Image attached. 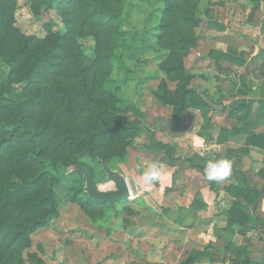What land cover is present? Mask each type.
<instances>
[{"label": "trees", "instance_id": "trees-1", "mask_svg": "<svg viewBox=\"0 0 264 264\" xmlns=\"http://www.w3.org/2000/svg\"><path fill=\"white\" fill-rule=\"evenodd\" d=\"M42 1L48 9L59 12L65 27L64 34L52 33L44 41L25 36L16 26L17 0H0V264H25L24 253L32 247L31 236L60 214L55 194L60 178L55 174L57 165L47 147L49 139L58 151L74 155L72 162H65L73 169L83 166L76 161L78 158L97 160L112 169V161H124L130 142L139 138L145 139L147 152L165 153L170 164L176 155L173 146L147 132L146 114L135 105L124 104L119 89L110 88L115 69L125 68V56L134 60L139 50L150 49L146 43L136 46V35L126 30V0ZM162 1L156 46L164 51L160 67L165 78L152 96L172 108V121L177 126L183 114L193 108L202 113L203 128H207L211 108L200 93L190 88L194 76L186 68V59L199 43L197 30L203 19L198 8L202 0ZM87 37H93L96 43L92 60L95 90L90 87L81 52L80 41ZM208 57L216 62L235 61L231 53L218 51H210ZM45 82L64 100L72 129L51 132L31 122L33 110L45 107L48 101L42 88ZM249 108H232L230 116ZM224 133L229 131L222 129L221 134ZM251 145L264 149V135L251 134L247 146ZM238 178L237 175V184L229 187L228 192L243 202H235L228 210V226L255 225L247 206L258 204L264 189L253 190ZM210 186L215 190L214 182ZM71 201L92 220L111 209L107 204L95 203L83 188L76 189ZM227 249L236 252L229 264H251L248 257L241 259L245 248L230 244ZM210 257L209 252L195 249L180 264H196ZM28 258L42 263L34 254Z\"/></svg>", "mask_w": 264, "mask_h": 264}, {"label": "crops", "instance_id": "crops-1", "mask_svg": "<svg viewBox=\"0 0 264 264\" xmlns=\"http://www.w3.org/2000/svg\"><path fill=\"white\" fill-rule=\"evenodd\" d=\"M208 4L215 12L205 20L202 18L198 30L204 29L205 39L197 30L199 43L186 59V68L194 76L190 88L222 110L209 106V125L203 128L202 113L189 108L177 126L172 121V108L154 99L168 109L171 133L159 137L154 126L147 132L176 150L173 164L163 152H147L165 166L166 177L159 182L161 187L156 192L165 210L157 213L151 207L150 211L158 215L149 221L144 218L148 224L123 227L119 234L120 264H180L195 249L211 254L196 264H229L230 258L236 257V252L227 249L230 244L246 249L242 260L246 256L251 264H264V197L258 204L247 206L255 225L229 227L226 215L235 202H243L228 192L229 187L237 184V175L249 188L264 189V149L247 146L251 134L264 135V0H209ZM202 41L204 48L200 50ZM210 51L231 53L235 61L216 62L208 57ZM193 55L201 58L196 69L203 63L212 64L216 73L191 70L187 61ZM243 105L250 108L230 116L232 108ZM222 129L229 134H221ZM235 129L242 131L232 132ZM170 135L174 138L167 139ZM196 157L204 162H198ZM221 158L231 160L233 168L229 178L214 182L213 190V182L206 179L203 169L209 159ZM137 191L135 194L131 190L132 202L142 193L136 186Z\"/></svg>", "mask_w": 264, "mask_h": 264}, {"label": "rangeland", "instance_id": "rangeland-1", "mask_svg": "<svg viewBox=\"0 0 264 264\" xmlns=\"http://www.w3.org/2000/svg\"><path fill=\"white\" fill-rule=\"evenodd\" d=\"M213 1L216 2V0H211ZM208 2L209 0H203L198 8L200 17L204 20L215 12V9H209ZM211 5L216 7L215 3ZM124 6L125 27L126 30L136 35L135 45L146 43L150 49L139 50L134 60L125 56V68L115 69L111 75L114 84L112 83L110 88L119 89L118 93L124 104H132L141 109L147 115V129L151 130L154 126L159 137H162L168 132L171 133L172 125L168 120L170 113L167 108L160 106L154 100L152 92L165 78L160 67L164 51L156 46V36L159 33L158 26L162 18L161 10L164 3L162 0H126ZM15 21L16 26L25 36H33L41 41L47 39L52 33L60 35L65 33L59 12L56 9H48L42 0H17ZM198 33L202 39H205L206 33L203 28L198 30ZM80 44L90 87L95 90L97 83L94 80L95 65L92 63L95 54V39L87 37L82 39ZM199 48L203 50V41ZM145 62L147 63L144 64ZM199 62L201 58L193 55L187 61V66L194 72L202 71L208 75L216 73L212 64L203 63L200 68L196 69ZM124 80H126L125 84H123ZM196 85L200 87V83ZM42 88L47 93L45 100L48 101L45 107L33 110L31 122L51 132H55L56 129L63 131L72 129L71 118L64 110V100L52 92L49 82H45ZM210 93L213 94L214 90ZM171 138L174 137L167 136V139ZM144 144V138L132 140L125 160L121 161L116 158L111 164L112 170L119 172L129 181L131 190L133 189L135 194L138 193L135 181L142 171L136 168L137 163L154 162V156L145 151ZM47 147L51 149L52 156L50 157L57 165L55 174L60 178V184L55 189L60 214L58 217L51 218L31 236L32 247L24 253L25 264H38L29 260L28 255L32 254L41 259L40 264H120L119 234L123 227L127 224H148L147 221L158 215L150 211L151 207L155 208L157 213L165 210L156 196V192L161 187L159 182L142 193L140 190V197L136 202L131 200L119 202L115 210L108 209L104 216L97 215L92 220L71 201L76 189L85 188L83 175L65 165V162L70 163L74 160V155L66 156L61 149L58 151L50 139ZM76 161L92 170L101 190L114 189V184L107 180V175L97 160L78 158ZM144 218L147 221H144Z\"/></svg>", "mask_w": 264, "mask_h": 264}, {"label": "water", "instance_id": "water-1", "mask_svg": "<svg viewBox=\"0 0 264 264\" xmlns=\"http://www.w3.org/2000/svg\"><path fill=\"white\" fill-rule=\"evenodd\" d=\"M203 101L214 110H222V107L214 105L208 98L202 96ZM102 169L107 175V180L114 184L113 190H101L90 170L84 166H75L74 170L83 175L85 181L84 192L98 204H107L115 210L117 203L130 200L131 187L129 181L119 172L112 170L106 163H101Z\"/></svg>", "mask_w": 264, "mask_h": 264}, {"label": "clouds", "instance_id": "clouds-1", "mask_svg": "<svg viewBox=\"0 0 264 264\" xmlns=\"http://www.w3.org/2000/svg\"><path fill=\"white\" fill-rule=\"evenodd\" d=\"M136 168L142 169L136 181L137 188L142 191L148 190L166 177L165 166L160 162L141 161L137 163ZM232 168L233 163L229 159H209L206 161L203 171L208 181L220 183L230 177Z\"/></svg>", "mask_w": 264, "mask_h": 264}, {"label": "built area", "instance_id": "built-area-1", "mask_svg": "<svg viewBox=\"0 0 264 264\" xmlns=\"http://www.w3.org/2000/svg\"><path fill=\"white\" fill-rule=\"evenodd\" d=\"M130 200L132 199V193H131V196H130V198H129Z\"/></svg>", "mask_w": 264, "mask_h": 264}]
</instances>
